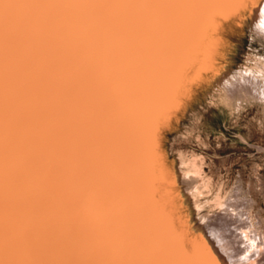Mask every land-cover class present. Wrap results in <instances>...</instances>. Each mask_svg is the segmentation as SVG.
Instances as JSON below:
<instances>
[{"label":"bare ground","instance_id":"bare-ground-1","mask_svg":"<svg viewBox=\"0 0 264 264\" xmlns=\"http://www.w3.org/2000/svg\"><path fill=\"white\" fill-rule=\"evenodd\" d=\"M242 22L264 26V0L6 3L0 264H225L182 211L161 137L186 100L224 82L227 28Z\"/></svg>","mask_w":264,"mask_h":264},{"label":"rangeland","instance_id":"rangeland-1","mask_svg":"<svg viewBox=\"0 0 264 264\" xmlns=\"http://www.w3.org/2000/svg\"><path fill=\"white\" fill-rule=\"evenodd\" d=\"M258 25L228 26L235 50L224 82L206 85L186 100L161 137L177 189L186 197L182 211L191 228L227 253L225 264H247L249 259L255 260L248 264H264V72L256 71L264 64V26ZM190 155L202 164L199 177L188 167L185 172L182 160L192 161ZM207 178L209 189L202 186ZM201 181L203 190L194 196V183Z\"/></svg>","mask_w":264,"mask_h":264},{"label":"snow or ice","instance_id":"snow-or-ice-1","mask_svg":"<svg viewBox=\"0 0 264 264\" xmlns=\"http://www.w3.org/2000/svg\"><path fill=\"white\" fill-rule=\"evenodd\" d=\"M197 0H0V41H2L3 28V8L6 3H33V4H88V3H107V4H151V3H194ZM238 2H245V0H238ZM106 19L102 26L116 32H124L127 29L125 24H122L118 19L103 16ZM200 264H207L206 261Z\"/></svg>","mask_w":264,"mask_h":264}]
</instances>
